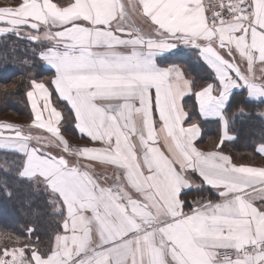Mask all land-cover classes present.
<instances>
[{
  "label": "snow or ice",
  "instance_id": "6c2138e0",
  "mask_svg": "<svg viewBox=\"0 0 264 264\" xmlns=\"http://www.w3.org/2000/svg\"><path fill=\"white\" fill-rule=\"evenodd\" d=\"M220 7L224 14L214 12L211 21L201 0H18L0 7V34L39 45L37 58L54 70L48 84L33 78L26 92L33 126L50 135L5 123L0 151L23 157L19 176L44 185L61 208L62 229L47 252L5 248L0 264H264V166L199 150L201 128L184 102L194 98L200 117L222 122L217 147L234 139L228 109L235 90L264 115V82L250 75L257 61L264 64V0ZM133 17L143 27L128 23ZM178 43L196 49L212 70L199 90L167 63L181 55ZM53 90L67 108L53 104ZM66 110L78 134L100 146L73 149L61 131ZM156 117L167 154L155 146ZM255 151L264 155V142ZM97 164L114 166L112 184L99 182ZM191 173L220 199L185 211Z\"/></svg>",
  "mask_w": 264,
  "mask_h": 264
},
{
  "label": "trees",
  "instance_id": "16d2710c",
  "mask_svg": "<svg viewBox=\"0 0 264 264\" xmlns=\"http://www.w3.org/2000/svg\"><path fill=\"white\" fill-rule=\"evenodd\" d=\"M0 1L7 5L18 3V0ZM39 47L15 35L0 34V117L12 113L20 119L17 121L0 118V124L10 123L19 127L33 122L30 102L26 96L31 80L35 78L48 84L54 76V70H50L37 58ZM173 62L179 63L184 68L186 77L195 81L194 90H199L202 85L213 79L208 69L198 65L196 55L191 50H182L180 56L172 57L167 63ZM52 97L57 107L65 104L58 101L54 90ZM184 102L188 105L186 110L189 111L192 121L197 122L201 128V137L197 141L201 149L220 150L228 154L235 164L264 166V155L255 151L264 142V115L261 114V106L246 103L244 90L234 92L228 109V131L234 139L225 140L219 147L217 146L220 145L222 136L221 121L200 117L194 98L188 96ZM239 105H243L247 111L239 114ZM64 116L62 131L72 137H78L71 111L66 110ZM0 155V250L29 244L42 253L47 252L54 235L57 232L62 233L59 205L53 206L51 197L43 185L19 176L23 159L21 155L8 150L0 151ZM207 192L210 190L185 192L182 196L185 208L192 207V202ZM29 229H34L30 235ZM17 237L20 239L17 240ZM31 251L32 247H29L25 254L30 257Z\"/></svg>",
  "mask_w": 264,
  "mask_h": 264
},
{
  "label": "crops",
  "instance_id": "0c3cea01",
  "mask_svg": "<svg viewBox=\"0 0 264 264\" xmlns=\"http://www.w3.org/2000/svg\"><path fill=\"white\" fill-rule=\"evenodd\" d=\"M208 1L209 0H201V3H202V5L205 8V15H206V17H207L206 4H207ZM53 2H57V0H53ZM121 2L127 3V0H121ZM17 6H18V3H16V4H8V5L7 4H3L0 7H17ZM129 23L133 24L137 28L143 27L142 22L139 21L135 17H133L131 20H129ZM0 26H6V25L0 24ZM126 26H127V24H126ZM178 49H180V50H191V51H193L195 53V55H196V60H197L198 65L200 67H202V68L208 69L212 73V70L206 65V63L203 61L202 56L198 53V51L196 49L192 48L189 45H185L183 43H178ZM237 62L239 63V58L238 57H237ZM168 64L175 65V66L179 67V69L184 73L185 78L188 79V77H186V75H185L184 68L179 63L173 62V63H168ZM45 65H46V63H45ZM46 66L49 68L48 65H46ZM242 70L245 71L246 74H249V73H247V66H246V64H243L242 65ZM250 75L253 76L256 79V82H258V83L259 82H264V64H262L259 61H257L253 65V68H252V71H251ZM212 76H213V74H212ZM37 82H40V81H37ZM238 90H242V89H237L235 91H238ZM186 97H188V96H186ZM51 99H52L53 104H55L54 101H53V97H51ZM156 119H157V124H156L155 127H156V131H157V140H156L155 146L160 147L161 150L162 151H165V153L167 154V150H166V148H165V146L163 144V135L164 134L160 132L161 125L158 122V117H156ZM203 119H205V120H219L218 118H215V117H209V118H203ZM186 124H187V122H186ZM35 129H38L40 131V133H42L41 136L43 135V133H45L47 135H50V134L46 133L44 130L39 129V128L33 126V130H35ZM223 132H224V129H223V124H222V135H223ZM64 137H65L66 140H68L66 138V136H64ZM200 137H201V135H200ZM200 137L195 141V146L199 150L204 151L203 149H201L197 145V141L200 139ZM73 138L75 140L81 142V143H78V144L71 145L70 144V141L68 140L69 144L73 147V149H75L77 147H83V146H90V147L91 146H100L99 144H95L94 145L88 138H86V137H83L82 138L80 135L78 137H73ZM133 141L136 142V143H138V138L137 137H133ZM53 148L52 149L54 150V153L58 152V150L55 147H53ZM212 151H219V152H221L220 150H212ZM204 152H209V151H204ZM221 153H223V152H221ZM223 154H226V153H223ZM226 155H228V154H226ZM69 159H72V158L69 157ZM81 163H85L86 164V163H88V161L87 160H84V159H81ZM236 165H241V164H236ZM244 165H249V164H244ZM250 166H257V165H250ZM257 167H259V166H257ZM114 171H116V169L114 168V166H107L106 167V170H105V167L104 166H101V165L97 164V167L95 169L96 178L99 180V182L101 184H103L105 186L110 185L113 182L112 179H111V177H112ZM190 176H191V180L194 182L193 183V187H192L191 190H201V189H209L210 190L209 193L207 192L204 195L196 198V200L194 202H192V204H195V205L199 206V205L203 204L204 202H206L207 200L217 201V200L220 199L218 197L217 193H216V190L215 189H212L210 186L204 184V182L198 176V174L191 173ZM105 177H109V179L106 180ZM41 185H43V184H41ZM197 185H199V187H197ZM187 191H190V190H185L184 193L187 192ZM185 211H188V209L185 208Z\"/></svg>",
  "mask_w": 264,
  "mask_h": 264
},
{
  "label": "rangeland",
  "instance_id": "374dc122",
  "mask_svg": "<svg viewBox=\"0 0 264 264\" xmlns=\"http://www.w3.org/2000/svg\"><path fill=\"white\" fill-rule=\"evenodd\" d=\"M4 3H2L1 1H0V6L1 5H3ZM128 23H129V21H128ZM0 118H10V119H13V120H17V121H19L20 119H17L16 117H14L13 115H12V113H9L7 116L5 115V116H1ZM0 125H2V124H0ZM13 125H15V124H13ZM16 127H18L17 125H15ZM18 128H21L25 133H27L28 131H29V129H31V133H32V135L33 136H41V134L42 133H40V131L38 130V129H35V130H33V122L31 123V124H25V125H23V126H19ZM61 131H62V127H61ZM8 133H5V135H7ZM62 134H63V136H66V138L70 141V144L71 145H74V144H78V143H81V142H79V141H77V140H75L70 134H68V133H64L63 131H62ZM42 136H48L47 134H45V133H43V135ZM67 140V141H68ZM0 143H2V141H0ZM211 146V145H210ZM210 146H207V147H210ZM54 149V148H53ZM52 149V151L54 152V150ZM2 159V156L0 155V161H2L1 160ZM238 164H241V163H238ZM249 165H255V164H249ZM258 166V165H257ZM59 208H60V206H59ZM60 210H61V208H60ZM27 256V255H26ZM28 257V256H27ZM29 258V257H28Z\"/></svg>",
  "mask_w": 264,
  "mask_h": 264
},
{
  "label": "built area",
  "instance_id": "2783aa9c",
  "mask_svg": "<svg viewBox=\"0 0 264 264\" xmlns=\"http://www.w3.org/2000/svg\"><path fill=\"white\" fill-rule=\"evenodd\" d=\"M230 2L234 3L236 0H209L206 4L207 18L209 21H211L214 12H220L221 15L224 14V11L220 7L221 3L227 6Z\"/></svg>",
  "mask_w": 264,
  "mask_h": 264
}]
</instances>
